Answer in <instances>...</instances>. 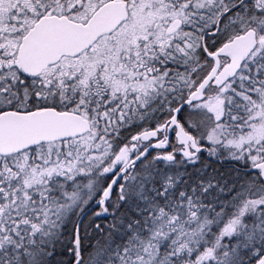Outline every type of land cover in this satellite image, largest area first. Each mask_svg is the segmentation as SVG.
I'll return each mask as SVG.
<instances>
[{
    "label": "snow or ice",
    "instance_id": "snow-or-ice-1",
    "mask_svg": "<svg viewBox=\"0 0 264 264\" xmlns=\"http://www.w3.org/2000/svg\"><path fill=\"white\" fill-rule=\"evenodd\" d=\"M0 264H264V0H0Z\"/></svg>",
    "mask_w": 264,
    "mask_h": 264
}]
</instances>
